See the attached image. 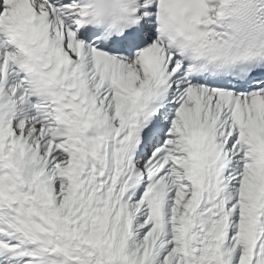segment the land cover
<instances>
[{
	"label": "snow or ice",
	"instance_id": "1",
	"mask_svg": "<svg viewBox=\"0 0 264 264\" xmlns=\"http://www.w3.org/2000/svg\"><path fill=\"white\" fill-rule=\"evenodd\" d=\"M0 264H264V0H0Z\"/></svg>",
	"mask_w": 264,
	"mask_h": 264
}]
</instances>
